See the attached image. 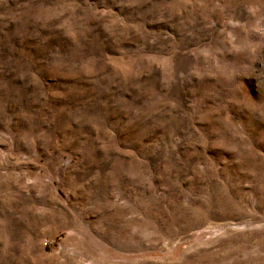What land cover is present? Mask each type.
Listing matches in <instances>:
<instances>
[{
	"label": "rangeland",
	"instance_id": "1",
	"mask_svg": "<svg viewBox=\"0 0 264 264\" xmlns=\"http://www.w3.org/2000/svg\"><path fill=\"white\" fill-rule=\"evenodd\" d=\"M0 264H264V0H0Z\"/></svg>",
	"mask_w": 264,
	"mask_h": 264
}]
</instances>
